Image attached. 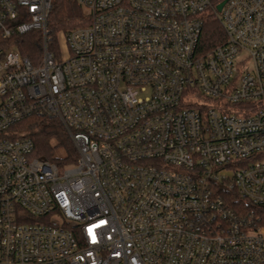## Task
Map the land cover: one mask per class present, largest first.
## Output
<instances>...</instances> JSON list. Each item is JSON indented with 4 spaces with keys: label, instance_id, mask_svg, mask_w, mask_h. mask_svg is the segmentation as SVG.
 I'll return each instance as SVG.
<instances>
[{
    "label": "built area",
    "instance_id": "1",
    "mask_svg": "<svg viewBox=\"0 0 264 264\" xmlns=\"http://www.w3.org/2000/svg\"><path fill=\"white\" fill-rule=\"evenodd\" d=\"M78 1L89 24L57 52L53 0H0V264H264V0L216 9L208 55L213 0ZM34 31L37 65L14 48ZM31 116L63 124L75 164L35 156L13 129Z\"/></svg>",
    "mask_w": 264,
    "mask_h": 264
},
{
    "label": "trees",
    "instance_id": "2",
    "mask_svg": "<svg viewBox=\"0 0 264 264\" xmlns=\"http://www.w3.org/2000/svg\"><path fill=\"white\" fill-rule=\"evenodd\" d=\"M225 0H213L212 8L203 18V29L198 46L199 53L208 55L215 47L226 41V34L216 14L217 6ZM89 24L88 14L78 0H53V6L48 19V32L52 38L50 50L59 51L60 34L70 30L85 27ZM16 48L22 56L33 64H39L43 50V35L34 31L25 35L15 36ZM1 46L6 44L0 43ZM8 46V45H7ZM32 138L35 144V156L56 163L60 168L73 165L78 160V151L74 142L56 118L47 116H31L18 123L13 128ZM58 151H62L59 154ZM225 200L237 214H249L251 205L239 197L236 192L224 194ZM261 224L264 225V209L259 210Z\"/></svg>",
    "mask_w": 264,
    "mask_h": 264
},
{
    "label": "water",
    "instance_id": "3",
    "mask_svg": "<svg viewBox=\"0 0 264 264\" xmlns=\"http://www.w3.org/2000/svg\"><path fill=\"white\" fill-rule=\"evenodd\" d=\"M227 1H228V0H225V1H223L222 3H220V4L217 6V11H218V12H221L223 6L225 5V3H226Z\"/></svg>",
    "mask_w": 264,
    "mask_h": 264
},
{
    "label": "rangeland",
    "instance_id": "4",
    "mask_svg": "<svg viewBox=\"0 0 264 264\" xmlns=\"http://www.w3.org/2000/svg\"><path fill=\"white\" fill-rule=\"evenodd\" d=\"M61 35V34H60ZM60 38H62V37H60ZM59 152V154H62V151H58ZM55 219L57 220V221H62V219L60 218V217H55Z\"/></svg>",
    "mask_w": 264,
    "mask_h": 264
}]
</instances>
